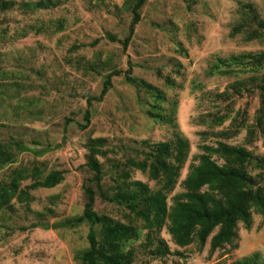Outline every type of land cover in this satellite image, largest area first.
I'll return each instance as SVG.
<instances>
[{
    "label": "rangeland",
    "instance_id": "rangeland-1",
    "mask_svg": "<svg viewBox=\"0 0 264 264\" xmlns=\"http://www.w3.org/2000/svg\"><path fill=\"white\" fill-rule=\"evenodd\" d=\"M27 1L50 5L31 9ZM135 1L14 0V6L0 14V141H19L29 147L16 152V162L0 171V180L9 181L16 167L36 165L44 175L52 170L64 174V180L53 188L31 190L34 199L30 203L13 199L11 207L1 212L0 264H81L75 256L88 247L90 226L46 228L45 224L83 212L84 186L91 184L93 175L86 165L91 137H105L106 148L113 150L99 160L104 187L115 191L117 173L126 159L142 158V150H148L145 140L171 141L177 133L184 135L190 143L189 156L169 204L185 190L182 182L190 166L199 162L204 144L243 145L264 157V136L258 132L252 141L247 140V129L264 100L259 89L252 91L256 86L250 80L252 73H212L218 58L264 50V42L231 35L245 6L252 5L264 17V0H147L132 40L124 48ZM129 62L136 78L165 92L168 102L164 106L176 103L174 125L156 122L149 115L153 96L128 83L124 74L112 78L113 86L103 100H93L88 106V98L100 94L106 75L115 69L126 70ZM238 79L246 80L249 88L241 94L221 95ZM88 108L91 121L83 128ZM215 115L227 117L218 125ZM225 130H230L229 137L220 135ZM214 158L223 162L218 155ZM249 170L262 175L264 183V168L250 165ZM131 178L152 188L159 186L147 172L131 170ZM33 180L23 181L21 187ZM95 208L125 220V210L103 200L98 190ZM161 234L172 253L154 258L136 242L133 264L264 260V218L256 212L249 228L239 223L238 236L214 251L210 238L203 248L196 243L179 247L167 227Z\"/></svg>",
    "mask_w": 264,
    "mask_h": 264
},
{
    "label": "trees",
    "instance_id": "trees-1",
    "mask_svg": "<svg viewBox=\"0 0 264 264\" xmlns=\"http://www.w3.org/2000/svg\"><path fill=\"white\" fill-rule=\"evenodd\" d=\"M146 1L136 0L133 5L129 33L122 41L124 48L132 40L135 27L141 20V8ZM14 4V0H0V14ZM25 5L31 9H39L47 8L50 4L45 1H27ZM251 6L244 7L241 20L233 26L231 35L241 34L246 41L264 42V17ZM1 36L0 28V39ZM110 38L116 40L115 36L111 35ZM129 64L126 70L115 69L106 75L100 94L89 97L88 106L92 105L93 100H103L113 86L112 78L124 74L128 83L153 96L154 102L148 110L149 115L156 122L174 125L176 103L171 102L170 108L164 106L168 102L165 92L144 79L136 78L132 74L133 65ZM243 72L252 73L250 80L256 81L252 91L259 89L261 96H264V50L218 58L212 67V73L238 75ZM166 82L169 86H174L170 78ZM248 88L246 80L238 79L221 95L241 94L242 90ZM84 117L86 123L81 124V127L86 128L91 121L90 108L86 110ZM226 117L215 115L213 119L221 125ZM237 118L234 117L233 121ZM243 125L248 127V124L242 123L241 126ZM229 131H222L220 135L229 137ZM258 132L264 136V100L256 112L255 121L247 129V140L252 141ZM143 143L148 150H142V158L126 159L117 173L116 190L110 191L103 185L104 170L99 156H107L113 150L106 148L105 137H91L86 145V165L93 175L90 178L91 184L84 186L86 202L83 212L53 224H45L46 228H75L83 224L90 226L87 234L88 247L75 256L81 264H133L136 259V242L154 258L170 255L172 250L161 234L165 227L179 247L196 243L199 248H203L210 238V247L214 251L231 243L238 236L239 223L249 228L253 212L264 218L263 178L262 175L251 174L249 170L250 165L264 168V157L255 156L243 145L223 141L216 142V145L204 144L199 162L190 166L182 182L185 190L175 194L172 204H169V196L174 191L189 156V140L177 133L171 141L151 143L145 140ZM27 150L29 147L22 142L0 141V171L16 162V152ZM43 152L41 150L39 154ZM214 155H218L223 162L219 163ZM131 170L147 172L151 179L158 182V188H152L142 180L132 179ZM9 176V181L0 180V214L11 207L13 199L30 203L34 199L31 190L39 187L53 188L64 180L62 171L52 170L44 175L43 169L37 165L32 169L16 167L10 171ZM29 178L34 180L21 187V183ZM97 190L103 200L125 210V220L96 210ZM178 254L182 255L181 252ZM229 264H264V260L260 262L245 258Z\"/></svg>",
    "mask_w": 264,
    "mask_h": 264
}]
</instances>
